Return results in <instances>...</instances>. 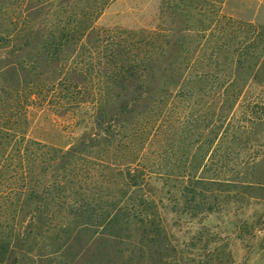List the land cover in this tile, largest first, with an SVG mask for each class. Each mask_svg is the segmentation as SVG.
<instances>
[{
	"label": "trees",
	"instance_id": "16d2710c",
	"mask_svg": "<svg viewBox=\"0 0 264 264\" xmlns=\"http://www.w3.org/2000/svg\"><path fill=\"white\" fill-rule=\"evenodd\" d=\"M111 1L73 0L52 28L2 36L12 55L39 45L42 64L0 68V264H76L96 238L105 255L235 264L239 247L264 264V176L248 146L261 114L239 104L264 27L221 13L225 0H166L176 36L97 28ZM31 105L85 131L67 150L31 140Z\"/></svg>",
	"mask_w": 264,
	"mask_h": 264
},
{
	"label": "rangeland",
	"instance_id": "374dc122",
	"mask_svg": "<svg viewBox=\"0 0 264 264\" xmlns=\"http://www.w3.org/2000/svg\"><path fill=\"white\" fill-rule=\"evenodd\" d=\"M56 0L48 3L46 0H0V68L13 61H23L27 56L36 60L41 66V52L39 45L31 44L23 52L12 55L11 46L2 37L13 31L14 27L40 31L52 28L50 22L60 16L67 15L69 5L73 0ZM168 2V1H167ZM166 0H112L100 13L94 25L100 29L119 28L123 30H154L160 26L176 36L182 29L180 19L172 13H179L171 7L166 8ZM173 3V4H172ZM221 13L244 22H250L264 27V0H225ZM264 46V42H263ZM52 72V71H51ZM52 74V73H51ZM247 89L240 101L242 108L249 115L250 121L253 113L261 114L260 124L257 127L248 124V146L250 153L259 149L260 172L264 176V48L257 64L247 78ZM84 128L73 125L70 114L57 113L49 106L31 105L26 110L27 138L40 143L69 149L81 138ZM87 133V132H86ZM166 227L175 240L174 245L182 246V238L178 235L177 228L172 223V216L165 213ZM217 223V219L213 221ZM102 238L93 239L89 243L88 251L80 255L76 264H182L186 250L176 253L164 252L163 257H142L138 253H125L122 255H105ZM235 264H261L256 258L250 257L244 250L236 247ZM64 260V259H62ZM68 264V260H64Z\"/></svg>",
	"mask_w": 264,
	"mask_h": 264
}]
</instances>
